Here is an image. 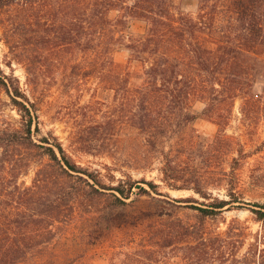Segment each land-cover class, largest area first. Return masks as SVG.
<instances>
[{"label": "trees", "instance_id": "trees-1", "mask_svg": "<svg viewBox=\"0 0 264 264\" xmlns=\"http://www.w3.org/2000/svg\"><path fill=\"white\" fill-rule=\"evenodd\" d=\"M199 1L195 17L174 0H0V41L5 40L12 61L39 75L54 58L75 53V83L94 77L114 91L123 118L162 162L165 186L200 197L172 199L154 182L135 180L121 167L115 170L122 177L114 175L115 183L106 184L79 165L58 137L41 135L36 103L15 74L0 67V112L5 94L20 114L17 124L0 120V264H43L45 252L78 213L127 205L134 194L149 195L153 203V193L166 197L150 211L154 237L162 248L180 249L184 264H264V204L251 209L261 223L257 232L238 218L225 219V230L211 223L225 211L242 208L235 205L245 202L234 191L236 165L252 154L242 148L230 169L222 170L217 186L226 182L229 198H220L201 176L179 183L185 141L172 143L199 118L193 111L196 101L205 102L207 116L222 107L232 112L238 99L243 112L261 107L256 88L264 80V0ZM131 19L148 24L139 39L127 33ZM124 48L144 68L135 87L129 66L115 58ZM111 124L89 127V135L81 136L83 150L114 157L117 143H107ZM36 163L32 184L21 182ZM179 203L189 204L184 208L192 214L182 216L165 206ZM52 264L66 263L53 259Z\"/></svg>", "mask_w": 264, "mask_h": 264}, {"label": "rangeland", "instance_id": "rangeland-1", "mask_svg": "<svg viewBox=\"0 0 264 264\" xmlns=\"http://www.w3.org/2000/svg\"><path fill=\"white\" fill-rule=\"evenodd\" d=\"M174 1L180 10L198 17L201 6L199 0ZM147 27L145 20L131 19L127 33L132 39H139L146 33ZM2 37L3 29L0 27V38ZM115 58L129 66L132 72V86L140 85L144 68L140 62L132 59L130 50L124 48L117 51ZM9 62H12V67L8 65ZM77 63L78 56L75 53L61 54L51 63L48 62L44 72L39 71V75L28 73L25 64L12 61L5 40L0 41V67L7 74L14 73L24 92L36 103L42 136L52 133L58 137L79 165L98 173L108 185L114 184L122 177V174L115 170L116 167H121L135 180L146 179L154 182L172 199L190 196L200 199L193 191L170 190L165 186L162 162L157 160L144 135L123 118L115 92L94 77L84 78L82 83H75L74 65ZM262 89L264 80L256 88L257 93L261 92L262 105L249 113L243 112V102L238 99L232 112L229 108L222 107L217 115L207 116L203 114L205 102L196 101L193 111L199 118L181 138L172 142H180L181 139L185 141V148L180 149L184 160L181 165L184 180L179 183L183 184L186 180L191 181L201 176L214 196L220 198H229V185L224 182V186H217L222 170L230 169L233 158L239 157L238 151L242 148L252 154L248 159H240L236 165L234 191L243 197L245 202L235 205H241L242 208L225 211L223 215L211 220L214 227L220 226L222 230L227 228L225 219L229 222L233 218L247 222L253 232L261 229V223L256 221L251 209L256 208L255 203L264 204ZM3 100L6 102L2 104L0 120L7 119L6 121L17 124L20 114L10 105L7 95L3 94ZM110 120L112 124L108 127V138L112 140L107 143H110L108 147L113 146L114 142L117 143L114 145V157L83 150L81 136L89 135V127H94L97 123L106 124ZM38 165L34 164L30 173L22 177L21 182L31 185ZM114 175L116 180L113 179ZM143 186L149 188L146 184ZM153 197L158 201L150 203L151 196L134 194L127 200V205L92 214L78 213L76 219L62 229L56 242L45 252L43 264H52L53 259L66 264H184L181 258L184 254L180 249H175L176 246L162 248L161 241L154 237L155 224L149 220L150 211L152 209L155 212V209L163 204L160 199L166 197L157 193H153ZM185 205L189 204H165L169 212L178 211L182 216L192 214L184 208Z\"/></svg>", "mask_w": 264, "mask_h": 264}]
</instances>
